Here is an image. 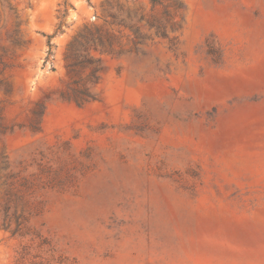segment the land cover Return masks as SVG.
<instances>
[{
    "label": "rangeland",
    "instance_id": "1",
    "mask_svg": "<svg viewBox=\"0 0 264 264\" xmlns=\"http://www.w3.org/2000/svg\"><path fill=\"white\" fill-rule=\"evenodd\" d=\"M66 1L0 0V264H264V0Z\"/></svg>",
    "mask_w": 264,
    "mask_h": 264
},
{
    "label": "trees",
    "instance_id": "2",
    "mask_svg": "<svg viewBox=\"0 0 264 264\" xmlns=\"http://www.w3.org/2000/svg\"><path fill=\"white\" fill-rule=\"evenodd\" d=\"M151 2L152 5H155V4H159L161 3V0H149ZM174 8H181V5L179 3H175L173 2L171 4ZM69 6V4L67 3L66 0H63V3H62V9L58 11V19H62L65 17L66 15V12H67V7ZM108 6V9L106 10L107 11V17L110 19V22H106L107 24H113V23H117V24H124L125 23V20L126 18H124L121 14L115 12L113 10L112 7H110V5H107ZM128 18V17H127ZM62 26H63V22L62 21H59V23L57 24V27H56V30L55 32H62ZM151 26H155L156 29H159V24L157 23H151ZM138 29L135 28V32L137 33ZM95 35V38H93V34L92 33H89V36L91 37V41L93 42H97L100 46L103 45V41H106V42H109V39H104L98 31H96L94 33ZM13 44L14 45H17V46H20L22 45V43L18 40V39H14L13 41ZM47 46L49 48V54H50V49L52 47V44L50 43V37H47ZM85 62H89L88 60H85ZM83 63V62H82ZM6 67V64L5 62L3 61V58L0 57V68L1 70H4ZM85 94V93H84Z\"/></svg>",
    "mask_w": 264,
    "mask_h": 264
}]
</instances>
